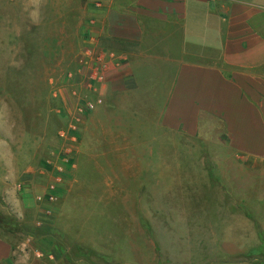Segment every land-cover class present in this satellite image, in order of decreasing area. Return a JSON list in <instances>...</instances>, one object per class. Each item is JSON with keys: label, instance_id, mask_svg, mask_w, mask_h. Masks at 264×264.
Segmentation results:
<instances>
[{"label": "crops", "instance_id": "0c3cea01", "mask_svg": "<svg viewBox=\"0 0 264 264\" xmlns=\"http://www.w3.org/2000/svg\"><path fill=\"white\" fill-rule=\"evenodd\" d=\"M76 14L80 34L88 35L85 46L115 55L109 59L105 81L93 91L83 79L76 83L87 99L103 103L82 120L80 136L72 143L74 164L66 169L52 205L36 201L48 192L56 172L48 165L57 164L52 161L56 153L40 155L51 144L44 139L31 141L28 133L27 138L26 133L16 137L14 124L7 125L9 113L0 115V204L25 227L17 235L0 227V264H75L78 257L67 246L72 243L70 229L78 220L107 210L111 202L103 198H121L130 185L127 181L148 169L149 164L141 163L148 156L144 138L148 127L154 131L155 147L160 138L168 140L179 133L214 139L228 148L230 153L219 161L229 164L221 174L229 175L231 184L213 188L207 166L198 172L203 179L186 183L212 198L221 197L217 209L222 225L200 223L196 229L186 221L191 209L186 212L157 200L159 181L152 203H129L130 195L125 193L117 203L122 207L120 226L125 228L121 232L125 245L120 249L129 250L132 259L122 263H264V223L239 207L254 201L255 210L264 212L260 205L264 204V0H77ZM175 161L179 162L171 163ZM199 162L207 164V158ZM159 175L172 180L163 185L174 186L175 171L162 170ZM255 178L263 186L256 188ZM254 190L259 198H252ZM93 193L100 194L98 207L80 202ZM144 224L150 238H144ZM44 226L52 228L53 235L46 230L36 236L27 233ZM178 226L184 229L179 231ZM171 228H175L172 234L184 238L167 237ZM74 239L78 245L86 243ZM86 239L87 248L102 258H110V250L116 249L113 244L99 251L96 238ZM173 242L179 250L171 248ZM158 250L164 254L160 259ZM38 252L45 257L38 259ZM50 254L54 260L48 258Z\"/></svg>", "mask_w": 264, "mask_h": 264}, {"label": "rangeland", "instance_id": "374dc122", "mask_svg": "<svg viewBox=\"0 0 264 264\" xmlns=\"http://www.w3.org/2000/svg\"><path fill=\"white\" fill-rule=\"evenodd\" d=\"M76 11L77 0H0V115L9 113L11 120L7 125L14 124L13 131H15L16 137L19 136L18 134L26 133L27 138L28 133V138L31 141L44 139L46 143L51 144V149H42L40 155L48 156L51 152L56 153L52 161H57V164H48L52 168L59 164H65L68 169L74 164L71 157L72 143L60 140L58 132L67 129L71 123V113L77 100L79 98L87 99L86 96H83L85 90L82 91L78 84L68 77V74L74 71L77 66V57L79 54L82 55L86 47V41L83 42V40H86L88 36L80 34L78 19L75 18L77 17ZM55 92L58 94L57 97L54 96ZM74 92L77 93V96L73 95ZM150 129L151 127H148V134L146 133L144 136L145 140H148V156L140 159L143 167L149 164L148 169L144 170L142 175L136 179L127 181L130 185L127 186L124 194L127 193L130 196L122 194L121 198L127 196V202H136L138 206L143 203H152L156 197L152 195V191L157 189V181H159L161 186L157 200L176 204L179 206L177 209H188L186 212L191 209L190 214L186 215V221L192 225L189 226L191 229H196L200 223L222 225L219 218L220 212L217 209V200L221 201V197L218 194H213L212 198V194H208L205 190L198 191V189H194V186L189 187L186 183L203 179L204 176L201 177L198 172H204L202 171L203 166H207V169L210 170L207 177L213 183V188L229 186L231 184H229L230 176L221 174V171L226 169L229 164L219 161L220 157L230 153L228 148L220 146L214 139L193 138L179 133L168 140L160 138L159 146L155 147L154 144L153 146L151 144L154 131ZM75 134L80 136V130ZM204 156L207 158V164L199 162V159ZM174 159L179 162L171 163ZM65 160L69 162H65ZM158 160L160 162L164 160L166 163L158 164ZM167 166L172 169L166 170ZM157 167H159L158 170ZM222 167L223 169H221ZM162 170L173 174L175 171L173 187L166 186L172 180L162 178L159 175ZM192 172L193 174H191ZM258 180L262 181L256 179V188L258 185L263 186L262 182ZM245 186L246 183H243L242 187ZM252 194L253 199L259 198L257 190H254ZM96 196L100 197V194H89L86 200H80V202L87 205L97 204L98 207L99 198ZM105 197L108 199L103 198L105 201L111 202L107 205V210L94 212L91 219L78 220L72 230L70 229L68 237L72 238V243H68L67 246L72 247L71 251L75 252L78 257L75 264H116L119 261L123 264L122 262L126 263L127 259L130 261L132 259L129 250L120 249L125 245L124 237L121 236V232L124 233L125 228L120 226L119 210L122 207L117 203L122 200L118 195ZM252 198L251 200H253ZM253 202H250L249 207L238 203L241 209L246 210L257 220L260 219V223H264V212L260 213L255 210ZM260 205L264 208L263 203ZM2 206L3 204H0V223L3 227L1 225L0 227L8 228L14 235L22 233L25 227L19 223L20 221L15 216L4 211ZM144 214H146L145 211ZM1 218H4L5 221H2ZM157 222H162V220L158 219ZM157 222L156 225H160ZM178 227L179 231L184 229V226ZM227 227L221 228H225L227 233V229H230ZM145 228L144 224V238H150L151 236L148 231H145ZM130 229L133 228L130 227L128 230ZM165 229L163 230L167 231L169 227H165ZM172 229L175 228H171L167 237L184 238L179 234H172ZM232 233L231 231V234H227L232 235ZM89 237L97 239L95 249L99 251L107 250L114 244L116 249L110 250L112 256L102 258L103 256L100 257L91 252L87 248L86 238ZM74 238H80L83 243L85 241L86 243L78 245L76 244L77 239ZM108 238L115 239L113 242L106 243ZM217 238L223 237L219 235ZM248 238L254 237L249 236ZM21 239L23 238H16L19 241ZM258 246L259 244L255 245L256 250ZM63 247L65 248V246ZM179 247L180 245L176 242L171 244V248L174 250H179ZM65 250L67 248L63 249V251ZM158 251L156 254L160 259L164 254L160 250ZM113 256L119 258V261L113 259ZM262 260L264 261V259ZM134 262L130 263L135 264ZM257 262L264 264L259 260Z\"/></svg>", "mask_w": 264, "mask_h": 264}, {"label": "built area", "instance_id": "2783aa9c", "mask_svg": "<svg viewBox=\"0 0 264 264\" xmlns=\"http://www.w3.org/2000/svg\"><path fill=\"white\" fill-rule=\"evenodd\" d=\"M91 42L93 38L91 37ZM114 53H106L102 49H97L96 46L87 45L81 55V58L77 60V66L74 71L68 74L70 80L77 83L79 79H83L87 86V89L93 91L95 87L105 81L106 73L110 67V60L114 59ZM73 95L77 96L74 92ZM57 97V92L54 93ZM102 99L90 100L79 98L74 106V110L71 113L72 120L67 129H62L58 132V137L62 141H69L71 143L77 142V133L80 129V124L87 114L92 113L98 105L102 104ZM65 162H69L65 160ZM55 175L53 180L48 184V192L37 196V201L41 204L52 205L56 203L58 199V190L61 184L64 182V173L66 172V165L59 164L55 167ZM38 259L45 257V254L38 252ZM49 259L54 260L53 255L48 256Z\"/></svg>", "mask_w": 264, "mask_h": 264}, {"label": "trees", "instance_id": "16d2710c", "mask_svg": "<svg viewBox=\"0 0 264 264\" xmlns=\"http://www.w3.org/2000/svg\"><path fill=\"white\" fill-rule=\"evenodd\" d=\"M2 221H5L4 218H1ZM0 225L3 227V225L0 223ZM5 227V226H4ZM44 229V230H43ZM52 228L49 226H44V227H39V228H29V231L27 233H30L32 235H39V233H42L43 231L46 230L48 234L53 235V231H51Z\"/></svg>", "mask_w": 264, "mask_h": 264}]
</instances>
